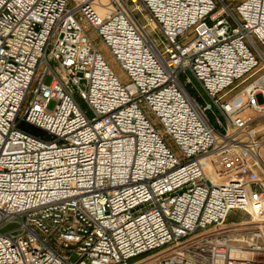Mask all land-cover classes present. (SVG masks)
<instances>
[{
	"label": "built area",
	"instance_id": "built-area-1",
	"mask_svg": "<svg viewBox=\"0 0 264 264\" xmlns=\"http://www.w3.org/2000/svg\"><path fill=\"white\" fill-rule=\"evenodd\" d=\"M263 71L264 0H0V264H264Z\"/></svg>",
	"mask_w": 264,
	"mask_h": 264
},
{
	"label": "rangeland",
	"instance_id": "rangeland-1",
	"mask_svg": "<svg viewBox=\"0 0 264 264\" xmlns=\"http://www.w3.org/2000/svg\"><path fill=\"white\" fill-rule=\"evenodd\" d=\"M241 0H228L229 3H231V5L234 7L237 2H239ZM138 17L142 20V22H145V19L140 15L138 14ZM89 35L90 37L93 39V41L95 42V44L97 45V47L100 49V51L104 54V56L106 57L108 63H110V65L113 67L114 71L116 72V74L122 78V79H125V74L124 72L122 71L121 67L119 66V64L116 62V60L114 59V57L112 56V54L108 51V49L104 46V44L99 40V37L97 35V33L93 30V29H89ZM152 36L154 37V33H152ZM264 73V71H263ZM181 80L184 82L185 80V76H181ZM252 80H250L248 83L246 84H243L241 86H239L235 91H233L227 98H231L232 96H235L237 94H240L241 91L248 85L250 84V82H252ZM47 82L49 83L50 82V79L47 80ZM187 89L188 91L190 92V94L194 97V98H197L198 101L200 103H205L206 105L208 104H211L212 103V100L209 99L208 97H206L203 92L201 91V89L197 86V84H194V85H191V86H187ZM202 93V95H201ZM258 101H259V104H262L264 103V98L260 95L258 97ZM78 102L81 104V107L87 111L88 115L89 116H92V112L91 110L89 109V106L84 102L82 101L80 98H78ZM54 107V105L52 104L51 106V109ZM247 111H251V110H247ZM208 116H209V119L211 120V122L216 125V121H215V109H214V112L212 111H209L208 112ZM249 117L252 118V120H254V123L252 125V129L255 130V132L257 133V137L260 141H262L264 143V130H261V126L264 124V119H262V117H260L259 114L255 113L253 115H248ZM23 130H26L28 131L29 129L27 128V126L25 124H21L20 126ZM31 132V131H30ZM34 134L36 135H40V136H44L43 133L41 132H38V131H34L33 132ZM262 156L264 157V147L262 149ZM247 217L245 214H243L242 212L240 211H233L230 215V217L228 218V220L226 221V223L224 224L225 226H229V227H232L234 225H236L237 223L241 222V221H244L246 220ZM17 228V225L16 224H11V225H8L4 231H13ZM149 254L145 255V256H142L136 260H133L132 262H135L137 260H140L146 256H148ZM72 260L73 261H76L77 260V257L75 255L72 256Z\"/></svg>",
	"mask_w": 264,
	"mask_h": 264
},
{
	"label": "bare ground",
	"instance_id": "bare-ground-1",
	"mask_svg": "<svg viewBox=\"0 0 264 264\" xmlns=\"http://www.w3.org/2000/svg\"><path fill=\"white\" fill-rule=\"evenodd\" d=\"M105 3L107 2V0H103ZM254 112L253 111H247L244 115L245 116H248V115H253ZM249 117V116H248ZM264 158V157H263ZM254 219L255 218H259L260 217V213H254L253 216H252Z\"/></svg>",
	"mask_w": 264,
	"mask_h": 264
},
{
	"label": "crops",
	"instance_id": "crops-1",
	"mask_svg": "<svg viewBox=\"0 0 264 264\" xmlns=\"http://www.w3.org/2000/svg\"><path fill=\"white\" fill-rule=\"evenodd\" d=\"M262 119H264V117H263ZM27 128L29 129V131H32V132H34V131H39V130H37V129H35V128H32V127H30V126H27ZM260 129H261V130H264V124L261 126Z\"/></svg>",
	"mask_w": 264,
	"mask_h": 264
}]
</instances>
